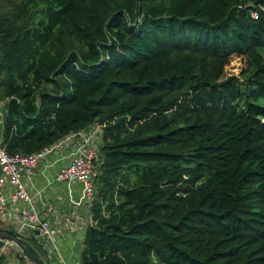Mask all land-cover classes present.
Returning a JSON list of instances; mask_svg holds the SVG:
<instances>
[{"label":"trees","instance_id":"16d2710c","mask_svg":"<svg viewBox=\"0 0 264 264\" xmlns=\"http://www.w3.org/2000/svg\"><path fill=\"white\" fill-rule=\"evenodd\" d=\"M4 99L9 153L101 127L80 264H264V0H0Z\"/></svg>","mask_w":264,"mask_h":264},{"label":"built area","instance_id":"2783aa9c","mask_svg":"<svg viewBox=\"0 0 264 264\" xmlns=\"http://www.w3.org/2000/svg\"><path fill=\"white\" fill-rule=\"evenodd\" d=\"M252 17L257 18L258 12L252 11ZM7 99H4V104ZM5 110L0 116H3ZM1 120V119H0ZM3 128V127H2ZM100 130V129H99ZM96 132L81 130L64 135L55 143L36 153H9L0 140V216L4 212L10 199L23 201L15 211L30 226L38 229L40 235H49L51 222L39 212V205L44 202L51 182L63 183L68 192L71 184L77 182L82 187L80 200L90 210L95 199V177L98 169L94 164L97 158L98 147L94 144ZM65 151L59 169L55 172L53 180H48L42 186H35L33 176L39 168L44 172L52 164L50 158L56 152ZM26 181H30L32 192L26 188ZM11 189V191H8ZM80 201L70 199L75 206H80Z\"/></svg>","mask_w":264,"mask_h":264},{"label":"crops","instance_id":"0c3cea01","mask_svg":"<svg viewBox=\"0 0 264 264\" xmlns=\"http://www.w3.org/2000/svg\"><path fill=\"white\" fill-rule=\"evenodd\" d=\"M89 127L85 130L92 131V128ZM1 132L0 124V140ZM64 152H55L51 156L52 164L44 174L40 172L39 168L35 170L33 176L35 186H42L48 180H53L55 172L65 162L63 159H56L63 156ZM31 184L30 181H26V188L29 192H32ZM46 193L44 202L39 205V212L51 222L49 235H40L38 229L30 228L15 211L19 205L23 206V201L15 199H10V203L1 214L0 228L11 229L18 233L22 240L26 241V244L40 256L41 260H45L49 264H80L84 232L86 227L93 223L90 210L80 201L83 199L81 197L82 187L79 183L73 182L71 191L68 192L65 184L51 182ZM70 199L76 202L80 201L81 205L75 206L70 202Z\"/></svg>","mask_w":264,"mask_h":264},{"label":"rangeland","instance_id":"374dc122","mask_svg":"<svg viewBox=\"0 0 264 264\" xmlns=\"http://www.w3.org/2000/svg\"><path fill=\"white\" fill-rule=\"evenodd\" d=\"M244 62L245 60L242 56H232L231 61L226 66L223 76L224 77H227L230 75L238 76L241 72ZM3 106H4V100H0V113L3 111ZM89 128H92V131L96 132L94 144L97 145L98 147L101 144V136H100V130H99L100 127L98 128V124L94 123ZM24 243L26 244L27 242L24 241ZM20 253L21 252L18 246L14 243L3 241L0 244V255L5 264H32L22 254L21 255L24 257V260H20L21 259Z\"/></svg>","mask_w":264,"mask_h":264},{"label":"water","instance_id":"95a60500","mask_svg":"<svg viewBox=\"0 0 264 264\" xmlns=\"http://www.w3.org/2000/svg\"><path fill=\"white\" fill-rule=\"evenodd\" d=\"M0 241H6L16 244L21 254L32 264H43L41 260L34 254H32L22 243L17 241L14 237H12L10 234L6 233L2 229H0Z\"/></svg>","mask_w":264,"mask_h":264}]
</instances>
